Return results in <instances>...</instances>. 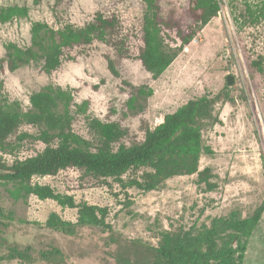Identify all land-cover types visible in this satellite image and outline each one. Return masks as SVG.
<instances>
[{
    "label": "rangeland",
    "instance_id": "374dc122",
    "mask_svg": "<svg viewBox=\"0 0 264 264\" xmlns=\"http://www.w3.org/2000/svg\"><path fill=\"white\" fill-rule=\"evenodd\" d=\"M164 17H184L190 0H157ZM220 9L208 24L187 42L169 68L157 79L143 66V0H0V9L10 5L28 7L27 17L0 23V82L2 91L29 108V96L46 85L70 88L75 102L86 101L84 113H76L75 133L93 139L86 115L103 121H117L127 134L123 143L141 141L147 128L160 123L164 114L189 99L207 93L221 94L215 106L220 122L203 128L202 138L213 149L203 154L199 170L209 168L211 190L198 183V175L174 176L158 189L144 192L136 187L122 189L111 178H95L82 169L67 168L56 175L35 176L33 182L49 184L58 192L71 194L77 202L87 201L108 208L110 230L79 227L67 235L45 227L50 212L76 220L77 210L62 208L52 199L35 195L14 200L0 183V264H143L153 258L164 231H178L209 224L211 218L237 210L250 216L264 199V18L260 23L240 26L237 19L246 3L264 0H218ZM113 19L103 40L64 50L62 64L52 73L31 62L10 70L5 45L29 44L30 26L45 21L57 28L64 24L82 27L97 14ZM173 45L177 37L170 32ZM112 63L117 74L110 69ZM232 83H227V77ZM147 85L150 96L137 94ZM136 95L135 102L129 100ZM21 132H36L22 124L7 142L17 143ZM0 150V163L35 155L44 143L30 138ZM143 169V168H142ZM131 169L124 178L142 172ZM27 250L30 262L9 258ZM245 264H264V211L249 238Z\"/></svg>",
    "mask_w": 264,
    "mask_h": 264
},
{
    "label": "trees",
    "instance_id": "16d2710c",
    "mask_svg": "<svg viewBox=\"0 0 264 264\" xmlns=\"http://www.w3.org/2000/svg\"><path fill=\"white\" fill-rule=\"evenodd\" d=\"M142 18L143 48L139 58L153 79L159 78L177 58L187 42H190L209 21L217 15L218 0H190L186 15L164 17L157 0H143ZM28 7L5 6L0 9V23L27 17ZM240 26H254L264 18V3H246L237 19ZM113 19L97 14L82 27L70 23L57 28L45 21H34L30 26L29 44L9 42L5 45V61L10 70L31 62H40L41 69L52 73L62 64L64 50L80 44L103 40ZM172 32L177 39L168 41ZM110 69L117 74L112 63ZM251 66L263 71L261 60L251 61ZM0 82V150L18 146L25 139L44 143L41 151L24 159H16L11 165L0 163V183L14 200L35 195L41 200L52 199L62 208L77 210L76 220L64 219L59 213H49L45 227L67 235L76 233L79 227H100L110 230L107 221L108 208L87 201L77 202L71 194L61 193L49 184L33 182L35 176L56 175L73 167L85 174L107 180L111 178L122 189L136 187L144 192L158 189L174 176L198 175V183H205L211 190L213 184L209 168L199 170L203 154H213V149L203 142V128L220 122L215 106L221 94H203L189 99L174 111L163 115L160 123L145 130L141 141L123 143L127 132L117 121L86 115L87 124L94 138L88 139L72 128L74 115L87 110V102L78 104L70 88L46 85L29 96V108L24 109L17 99L2 91ZM137 94L150 96L153 89L147 85L136 88ZM133 95L129 100L132 105ZM22 124L36 127V132H21L17 143L7 139ZM143 168V169H142ZM140 170L137 175L124 178L129 170ZM264 211V199L248 217L237 210L211 218L210 223L192 226L178 231H164L158 246L153 248V258L143 264H245L249 238L257 227ZM9 258L22 263L31 260L27 250L10 254Z\"/></svg>",
    "mask_w": 264,
    "mask_h": 264
},
{
    "label": "water",
    "instance_id": "95a60500",
    "mask_svg": "<svg viewBox=\"0 0 264 264\" xmlns=\"http://www.w3.org/2000/svg\"><path fill=\"white\" fill-rule=\"evenodd\" d=\"M227 83H229V84L232 83V77L231 76L227 77Z\"/></svg>",
    "mask_w": 264,
    "mask_h": 264
}]
</instances>
